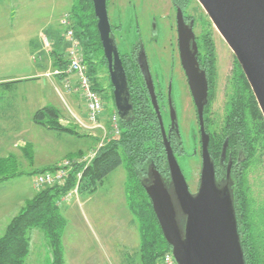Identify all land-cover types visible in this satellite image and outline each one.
Masks as SVG:
<instances>
[{"label":"rangeland","instance_id":"obj_1","mask_svg":"<svg viewBox=\"0 0 264 264\" xmlns=\"http://www.w3.org/2000/svg\"><path fill=\"white\" fill-rule=\"evenodd\" d=\"M158 4L159 9V27L162 29L163 41L165 46L168 37L171 38L170 24L171 20L168 19V9L170 7L167 0H108L107 15L111 25L119 26L118 31L115 32V39H117V46L119 50L126 51L124 42H128L127 48H130L133 43L139 41V36L143 39L144 48L146 49L148 59L151 64V71H157V60L155 55L158 51L156 48V14L155 2ZM74 0H1L0 1V59L1 68L6 73L17 72V70L28 71L31 68V59L34 61L36 58H31L28 54L29 45L34 44L37 49L42 46L44 51H51L53 48L52 41L48 38L52 34V30L62 36L64 29L60 26L61 17H67L70 20L71 26L73 22L70 18V11ZM196 5V4H193ZM200 7V6H199ZM198 7L199 12H203ZM203 14V13H202ZM197 18V15H195ZM205 18L206 16L203 15ZM208 23H210L208 19ZM212 25V23H210ZM139 28L140 33L137 31ZM211 35L213 36V43L216 49V56L219 58V89L222 92L223 78L226 77L231 71L233 56L232 52L222 40L219 34L212 31L209 26ZM44 33V38L40 39V35ZM59 37V38H60ZM47 40L48 46L44 40ZM41 40V42H40ZM67 50L68 45L62 42V47L58 53L63 51V46ZM58 46V45H57ZM41 48V47H40ZM168 48V47H167ZM169 51V48H168ZM46 52V53H48ZM54 62V61H53ZM50 68L46 67V75L58 67L57 64L52 63ZM100 84L105 87L100 92L104 100V120L107 123L111 112L113 111V97H110L111 89H109L107 68H102L98 71ZM42 75V76H43ZM45 78V76H43ZM40 88V99L42 102L40 106L54 105L60 113L61 125L71 126L78 135L85 137L74 138L69 135L62 134L59 139L58 135L43 134L50 138H45V135L38 134L40 130L32 128L29 135L32 136V145L35 147L34 151L38 152L43 159L45 156L52 155L54 157L53 163L56 165L62 164L67 159H78L89 155L97 149L99 142L103 138V132H85L76 126L75 122L70 116L69 110L74 114L81 115L82 110H79L67 103V100L62 102L57 98L53 91V87L46 85L45 79L40 78L36 83ZM110 84V82H109ZM112 87V85H111ZM65 97V95H64ZM218 100L214 106L218 111L223 107L222 95L218 94ZM43 99L45 102H43ZM48 99V103H46ZM186 100L182 99L180 104L177 105V116L179 117V128L181 140L183 142V153L177 158V163L180 165L182 174H184L189 190L195 194L198 187L200 176L199 162L193 157L195 139L194 128L192 121L189 118L191 113L186 110ZM83 117V116H81ZM161 117L163 126L165 127L164 111L161 110ZM84 119V118H82ZM107 129L109 130L108 126ZM111 133V131H110ZM51 134V135H50ZM55 135V137H54ZM109 135V133H107ZM34 136V138H33ZM112 138H115L112 136ZM56 139H59L56 143ZM50 146L52 149H50ZM74 149V151H72ZM82 151V153H78ZM56 161V162H55ZM23 162V160H22ZM14 161L13 164L5 167V172L2 175L10 176L15 172L21 173L26 171V165ZM1 165L6 163L0 159ZM244 174L242 183L244 189L248 194V202L251 206V217H253L255 229V240L258 243L264 242V152L258 148L255 154L249 159L244 166ZM5 173V174H4ZM29 173V172H28ZM34 176L23 175L19 181L18 186H9L0 190V198L5 199L0 201V204L5 205L4 210L9 211L3 219L0 220V237L4 233L3 225L9 221V216L19 207L18 199L20 197L32 196L36 191L44 189H36L34 187ZM126 172L123 167L115 169L104 179L98 191L91 196L88 194H78V198L70 200L68 207L71 206L68 213H63V207L60 206L61 213L66 220V229L63 233L62 248H64V264H129L126 263L129 254L133 255V262L130 264H138V258L135 257L140 247L139 234L137 233L138 224L134 221L130 211H127V200L125 196V181ZM31 183L34 192L31 190ZM46 188V187H45ZM37 193V192H36ZM1 206V205H0ZM30 254L25 259V264H50L49 254H46L44 247L45 240L42 235L35 231L31 236Z\"/></svg>","mask_w":264,"mask_h":264},{"label":"trees","instance_id":"obj_2","mask_svg":"<svg viewBox=\"0 0 264 264\" xmlns=\"http://www.w3.org/2000/svg\"><path fill=\"white\" fill-rule=\"evenodd\" d=\"M70 18L73 22L72 29H74L75 37L81 44L91 84L97 92H101L105 87L100 84L98 71L106 68L107 62L101 48L96 28L97 18L94 17L91 0H74ZM61 40L62 36L59 38V41ZM61 45L62 43L59 44V47ZM51 54L54 64L62 67L65 63V52L58 53L52 48ZM124 70L128 78L130 70L126 67ZM107 84L112 93L109 78ZM239 87L242 96L238 94V98L234 97L233 108L238 106L240 112L246 108V112L241 113L239 120L243 125L241 137L246 143L245 151L249 161L258 148L264 152V119L262 113L259 112L247 80L241 81ZM129 93L133 110L126 120L119 122L120 136L105 142L88 166L75 167L64 184L36 191L34 197L27 201L23 209L12 218L0 237V264H25V259L31 252V236L35 231L39 232L45 240L44 247L46 254L50 255V264H64L62 236L67 225L63 214H61V207L58 205L59 199L75 186H77L79 195L88 194L91 196L101 187L106 176L120 167H123L126 172L124 188H126L127 209L138 224L137 233L139 234L140 247L135 257L138 258V264H161V258L164 253L170 251V246L166 244L163 234L160 232L144 186L148 182L147 171L151 165H154L158 173L168 179L167 164L162 152L160 129L153 111L144 105V96L138 94L132 96L130 90ZM110 97L113 96L110 94ZM60 118L59 110L54 107H44L33 115V123L51 131L79 136L71 126L61 125ZM1 164L0 170H2ZM246 164L240 167L239 176L234 174L229 179L233 184L235 218L237 219L244 263L264 264V242L258 243L255 240L258 237H255V229H253L251 206L247 200L248 194L244 189V183H242ZM54 170H56V166L46 168L37 172L34 178ZM2 173L0 172L2 179L13 176V174L5 176ZM79 173L81 175L78 180ZM222 176L224 177V174ZM237 177L240 183L238 189L235 181ZM238 201L242 208L241 212H239ZM132 257L133 255L129 254L126 263H132Z\"/></svg>","mask_w":264,"mask_h":264},{"label":"water","instance_id":"obj_3","mask_svg":"<svg viewBox=\"0 0 264 264\" xmlns=\"http://www.w3.org/2000/svg\"><path fill=\"white\" fill-rule=\"evenodd\" d=\"M106 1L91 0V3L113 88V108L118 119L123 121L131 114L133 107L123 64L111 34ZM195 1L236 57L264 119V0ZM180 14L178 13L177 25L181 59L192 93L198 100L196 103L200 115L206 100L205 81L202 89L197 91V48L191 28L185 29ZM191 43L193 52L189 49ZM150 85L149 94L161 129L169 176L165 179L151 165L147 171L149 179L144 187L160 232L170 246L176 264H245L229 172L226 180H216L214 167L206 150V141L203 145L199 186L195 194L190 192L184 174L165 139L162 119L156 106L152 84ZM199 101H202L201 105L198 104Z\"/></svg>","mask_w":264,"mask_h":264},{"label":"flooded vegetation","instance_id":"obj_4","mask_svg":"<svg viewBox=\"0 0 264 264\" xmlns=\"http://www.w3.org/2000/svg\"><path fill=\"white\" fill-rule=\"evenodd\" d=\"M107 1L106 5L108 10ZM167 1L170 5L168 9L169 15L167 18L171 20V38L168 37L165 46L162 44L163 34L158 23V19L160 18L158 4L154 1L157 25L155 42L156 44L158 43V46L156 47L158 51L154 54L158 67L155 72L151 71L150 60L148 59L141 36H139L140 40L133 43L130 48H127L128 42L125 41L124 45L126 51L119 50L117 46V39H115V32L119 30L120 25L113 26L109 22L111 34L116 41V47L119 52L120 60L123 64V69L126 67V69L128 68V70H130L128 78L126 77L129 90L132 96H136V94L144 96V105L153 111L156 118L151 95L149 94L150 84H152L156 99V106H158L160 117L161 110L164 111L165 127L163 126V129L165 131V139L173 151L176 162L178 156L182 155L184 152L182 148L183 142L180 135L179 117L177 116L176 109L181 100L185 99L187 105L186 110L189 111V114L191 113V117L188 121L191 119L192 126L194 128L193 139H195V152L193 157L199 162V173L201 172L203 165V145L207 141L206 150L210 161H212L216 180L220 181L222 178L223 180H226L228 172V179H230V177L234 174L239 176L241 173V171H239L240 167L248 162L245 151L246 143L241 137L243 125H241L242 121L239 120L243 112H246V108L241 112L238 106L233 108L234 97L237 96L238 98V94L242 93L239 87L241 81L245 79L242 68H240L236 57L232 55L234 57L231 66L232 69L229 74H226V77L224 76L223 78L225 81L223 82V93L221 94V92L218 91L220 81L218 69L219 58L216 56L213 36L211 35L212 32H210L209 29L210 26L212 27V31L217 33L213 24L210 25V23H208V17L205 12H199L198 14L197 10L200 5L197 1ZM199 8H201V6ZM178 13H181L180 15L185 29L187 30L188 27L191 28L192 35H194V45L197 48L195 58L197 61V69L199 70L197 80L199 85L197 86V91L202 89L205 81L206 100L203 103L200 115L197 108L198 105L196 103L198 100H196L194 93H192L190 82L185 70L183 69L181 47H179V28L177 25ZM195 15H197V18ZM203 15L206 17L204 18ZM137 31L140 33L139 28ZM191 46L192 43L189 44V49L193 52ZM167 47L169 48V51ZM218 94L222 95V101L224 103L223 107L220 108L219 111L214 108L216 105L215 103L219 99ZM201 103L202 101L198 102L200 105ZM156 120L158 128L160 129L158 118H156ZM202 130L204 135H202ZM160 140L162 141L161 129ZM162 152L166 163L164 146L162 148ZM223 174L224 177L222 176ZM235 181L238 189L240 185L238 177ZM238 208L239 212H241L242 208L239 201ZM240 235L242 237V234Z\"/></svg>","mask_w":264,"mask_h":264},{"label":"crops","instance_id":"obj_5","mask_svg":"<svg viewBox=\"0 0 264 264\" xmlns=\"http://www.w3.org/2000/svg\"><path fill=\"white\" fill-rule=\"evenodd\" d=\"M51 32L52 34H49L50 37L48 36V38L50 39V41H52L51 43L53 49H55L58 52L60 50L59 44H61L63 41H59L60 36L59 34H56L54 30H52ZM40 36H41L40 39H42L44 38L45 35L44 33H42ZM42 45L43 44L41 42V46H40L41 48L39 47V49H37V47H35L33 43L32 45H29L28 54L31 58L34 57L36 59H34V61H32L31 59L32 62L31 68H29L28 71H21L18 69L17 72L6 73L0 67V159L6 162L2 165V171H6L5 167L3 166H9L10 164H13L14 161L17 164V162L21 163L23 160L22 163L27 167L26 169H24L26 171H21V173L15 172L13 176H10L8 178L2 179V177H0V190L5 189L10 185L18 186V184L20 183L19 180L23 178L24 174L32 175L33 173L36 174L37 172L42 171L46 168H51L56 166V164L53 163L55 159L54 157H52V155L48 154V156H45L43 159V156L38 154V152L34 151L35 147L31 143L32 136L29 135L31 129L35 128L40 130L38 134L39 135L42 134L41 136L49 133L58 135L59 139H61L63 136L62 135L63 133H59L58 131L55 130L51 131L43 126L41 127L33 123V115L38 110H41V108L54 107L57 110V108L54 105L44 106L43 104L40 106V103L42 102V99L40 98L41 97L44 98V96L42 95L40 96V88H38V85L36 84L37 81H39L40 78L45 79L46 85H49V87L51 88L53 87V91L55 95H56L55 89L60 88V80L58 78L55 77L48 78L47 76L43 75L46 72L45 68L48 66L51 68L53 66L52 63L54 62L51 51L50 50L49 52L46 51L48 52L46 53ZM62 50L63 51L65 50L64 46ZM60 53H62V51ZM0 64H1V59H0ZM42 75L45 76V78ZM64 95H63V99L67 100L68 101L67 103H69V105H71L74 108L77 107V109L79 110H82L81 115L79 114L78 115L75 114V115H77L80 119L85 118V111L82 107V101L77 96L75 97L73 95H68V94H64ZM43 102H45L44 99ZM48 102H49L48 99H46V103ZM43 130L46 131L47 133L43 132ZM69 136H72L74 138L85 137L84 135H79V136L69 135ZM45 138H50V137L45 135ZM59 139L55 140L56 143L57 141H59ZM50 149H52L51 146ZM72 151H74V149H72ZM78 153L80 154L82 153V151H78ZM31 190L32 192H34V189L32 188V183H31ZM35 194L36 192H34L32 196L20 197L18 199L19 207L16 208L18 210L8 215L9 221L7 224L3 225L4 231L6 229L5 227L9 224L12 218L23 209V207L26 205L25 203L31 200ZM4 199H5L4 197H1L0 201ZM0 205H1L0 220H2L3 216L1 215H3V213L6 212V210H4L5 205L3 203H1ZM68 205H65V207H63L62 210L63 213L67 214L68 211H70L71 206L68 207ZM8 213L9 211L6 212L5 215Z\"/></svg>","mask_w":264,"mask_h":264},{"label":"built area","instance_id":"obj_6","mask_svg":"<svg viewBox=\"0 0 264 264\" xmlns=\"http://www.w3.org/2000/svg\"><path fill=\"white\" fill-rule=\"evenodd\" d=\"M60 26L63 27V41L68 45L64 56V65L62 67H56L53 71L46 74L48 78H58L60 80V88H56L55 92L57 97L64 102L63 95L77 96L82 101V107L85 111V118L80 119L71 110H69L70 116L81 131L85 132H103L104 135L96 150L90 152L83 158L67 159L62 164L56 165V170L51 172H45L44 174L37 175L34 178V187L38 189H45V187H53L56 185H62L67 181L68 175L73 171L75 167H86L95 158L96 153L105 142L112 139V136L118 138L120 136V119H118L115 110L111 112L107 123L104 120L105 108L104 100L100 92L96 91L91 84V80L88 74L87 64L84 61V54L82 52L81 44L76 39L74 29H72L69 18L61 17ZM43 42L48 46V42L45 39ZM107 126L109 130L107 129ZM111 131V133H110ZM109 133V135H107ZM80 173L77 175V179L80 178ZM78 198L77 186L71 189L65 196L61 197L58 201V205L69 204L68 201ZM161 264H176L171 251L163 254L161 258Z\"/></svg>","mask_w":264,"mask_h":264}]
</instances>
